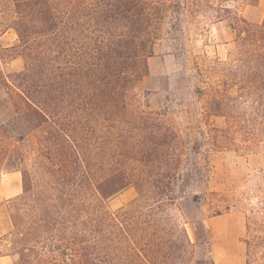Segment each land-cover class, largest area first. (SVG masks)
<instances>
[{"label":"trees","instance_id":"16d2710c","mask_svg":"<svg viewBox=\"0 0 264 264\" xmlns=\"http://www.w3.org/2000/svg\"><path fill=\"white\" fill-rule=\"evenodd\" d=\"M253 2L0 0V33L14 29L19 36L1 48L0 60L23 63L7 74L0 64V83L13 108L7 122H0V171L23 176V192L11 201L13 229L7 236L17 264L194 262L198 244L167 212L187 192L189 179L179 183L183 155L166 145L174 131L159 123L149 139L141 125L151 113L136 106L138 89L167 20L179 24L186 13L215 10L216 19L229 20L235 32L231 55L237 64L230 80L244 84L240 96L253 110L248 120L230 115V93L213 87L207 113L225 116L229 126L210 125L202 132L235 133L239 127L264 133V20L248 22L238 10ZM89 124L93 132L105 127L109 133H87ZM30 136L36 143L27 148ZM246 140L264 142L258 136ZM129 186L137 197L111 209L108 198ZM257 230L247 239L246 261L237 264H264V221ZM209 244L202 242L211 253Z\"/></svg>","mask_w":264,"mask_h":264},{"label":"rangeland","instance_id":"374dc122","mask_svg":"<svg viewBox=\"0 0 264 264\" xmlns=\"http://www.w3.org/2000/svg\"><path fill=\"white\" fill-rule=\"evenodd\" d=\"M238 10L248 22L264 20V0L242 3ZM216 15L212 10L206 16L193 17L186 13L179 24L173 19L167 20L155 54L149 58V73L140 83L136 103L141 111L151 113L149 122L141 125L148 129L149 139L153 138L152 134H158L150 131L159 123L167 131H174L168 134L166 145L183 155L180 171L184 175L179 183L183 178L189 179L187 192L185 197L169 204L167 212L184 224L192 242L198 244V255L192 264H204L202 256L213 259L216 264L245 262L247 239H253L259 223L264 221V142L250 144L246 140L250 136L264 139V133H245L239 127L235 133L202 132H209L210 125L229 126L225 116L207 113L206 99L213 87L221 93L226 88L230 93L228 103L234 109L230 115L248 120L253 110L248 98L240 96L244 93L241 89L244 84L230 80L237 64L231 55L235 32L229 20H218ZM18 38L14 29L0 33V50L15 44ZM8 60V64L0 60L4 74L22 67L21 59ZM228 81L231 87H227ZM12 113L6 88L0 83V122H7ZM135 125L138 124L133 123L131 127L135 129ZM86 128L87 133H109L105 127L97 132L92 131L90 124ZM139 129L135 133H141ZM122 130L121 126L120 135H125ZM35 143V137L30 136L24 145L30 148ZM5 145L3 139L2 146ZM22 192L21 171L2 169L0 264H17L7 236L13 229L11 201ZM137 195L134 186H129L109 197L107 202L111 209H117ZM207 240L211 253L207 251L208 245H202Z\"/></svg>","mask_w":264,"mask_h":264}]
</instances>
